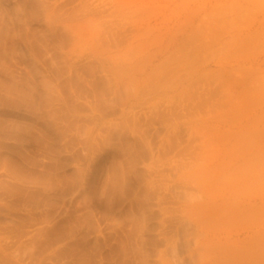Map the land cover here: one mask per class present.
<instances>
[{"label": "rangeland", "instance_id": "obj_1", "mask_svg": "<svg viewBox=\"0 0 264 264\" xmlns=\"http://www.w3.org/2000/svg\"><path fill=\"white\" fill-rule=\"evenodd\" d=\"M263 146L264 0H0V264H194Z\"/></svg>", "mask_w": 264, "mask_h": 264}, {"label": "bare ground", "instance_id": "obj_2", "mask_svg": "<svg viewBox=\"0 0 264 264\" xmlns=\"http://www.w3.org/2000/svg\"><path fill=\"white\" fill-rule=\"evenodd\" d=\"M258 153H259V150H258ZM258 153H256V154H258ZM247 159H249V157ZM257 160L262 161L260 158L256 159V161ZM33 162L31 161L32 164H33ZM253 163L255 164L256 162H253ZM251 164H252V162H251ZM257 164H258V161H257ZM243 165H245V164H243ZM248 167L251 170V168H250L251 166L248 165ZM252 167H255V165L252 164ZM257 167L259 168L260 165ZM261 168H264V166L261 165ZM253 169H252V173H253ZM244 170H243V172H244ZM250 170H249V172H250ZM255 170H256V167H255ZM256 171H254V172H256ZM14 174H16V173H14ZM244 174H246V173H244ZM259 174H260V172H259ZM18 175H17V177L16 176L15 177L19 178L20 175L19 176ZM249 176H250V174H249ZM241 179H242V177H241ZM23 180L25 181V179H23ZM237 181H239V180H237ZM3 186H4V184H3ZM37 191H40L39 188L37 189ZM251 192H249V190H246V189L244 190V194H245L244 200H246V202H247L246 203L248 206L247 208H250L247 212L245 211L246 214H248V215L251 213L257 214L261 211H264V195L261 194L259 197H256V195H259V194L256 193V195L254 194V196H253V193L256 191L254 190ZM244 200H243V203H244ZM242 208H244V204H243ZM244 210H245V208H244ZM224 233L225 234L222 236H215V235H218V232L214 231L213 236L208 238L207 243L210 246V244L211 245L214 244L215 239L218 242L213 247L209 248L207 252H204V245L202 244V245L198 246L199 242L197 240H195L194 241L195 248L192 247L193 250L191 249V251L189 252L190 260L193 261L195 259L193 261L194 264H264V222L255 219V221L250 226V228L244 229V233L242 234L243 235L242 237H240L241 234H239V233L236 234L237 236L232 237L231 232L229 230H225ZM187 244L189 245V240L187 241ZM246 244H248V245L244 247V245H246ZM193 252L195 253L196 257L194 256Z\"/></svg>", "mask_w": 264, "mask_h": 264}]
</instances>
